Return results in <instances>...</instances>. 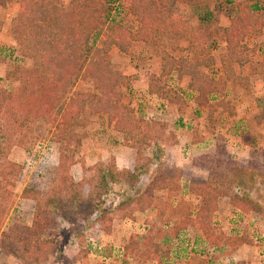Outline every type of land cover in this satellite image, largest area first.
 Here are the masks:
<instances>
[{
	"label": "rangeland",
	"instance_id": "obj_1",
	"mask_svg": "<svg viewBox=\"0 0 264 264\" xmlns=\"http://www.w3.org/2000/svg\"><path fill=\"white\" fill-rule=\"evenodd\" d=\"M52 1L64 8L71 4V0ZM240 1L244 0H206L222 27L229 25L232 3ZM121 2L114 4L108 24L119 23L136 33L138 23ZM259 3L264 18V0ZM18 10L14 0H0V88L10 94L19 87L11 76L15 65L32 68L30 60L19 56L12 32L11 24ZM176 12L190 27L200 29L201 22L191 3L178 2ZM174 44L178 49H169V54L193 59V54L186 50L187 41L178 39ZM245 44L252 63L264 59V28L260 32L254 30ZM223 48L221 39H213L209 66L203 72L220 75L218 61ZM107 59L111 73L128 78L116 90L121 93L123 103L132 109L134 118L141 120L148 131L149 146L137 154L129 147L133 142L128 143L115 132L106 115H93L88 107L81 110L77 124L64 142L57 140L51 121L38 120L19 129L9 115L0 113V264H25L27 260L17 238L24 234L23 227L32 225L37 210L41 209L51 223L44 237L56 238L57 250L61 249L68 260V263L63 260V264H137L123 257L122 248L131 237L147 235L146 221L161 213L158 226L166 235L161 243L171 253L167 264H264L261 177L254 185L239 183L240 191L260 205V213L251 210L241 216L223 197L217 199L213 212L216 234L224 239L242 237L250 243L236 250L222 240L220 244L206 243L192 226L181 230L177 238L168 234L180 218L197 212L200 199L190 191L192 185L208 182L212 175L213 186L232 195L239 192L230 182L235 169H247L246 174L252 175L254 168L264 174V76L254 75L247 66L238 70L248 78L249 85L247 88L226 85L219 98L232 105L233 112L229 115L220 110L199 109L189 92L188 78L180 71L158 82L162 61L153 44L135 43L127 54L113 47ZM152 81L164 85V89L167 86L171 91L168 96L173 100L149 94ZM73 92L96 94L97 90L91 80L79 74L69 95ZM137 161L145 169L142 181L133 190L109 184L103 206L107 216L99 224L75 221V215L58 203L75 197V193L83 197L93 193L92 200L96 201V195L102 191L98 188L101 174L97 168L114 164L119 170L132 171ZM159 167L168 176L177 171L181 190L169 194L154 192V207L139 211L134 203L146 191ZM123 202H131L133 206L121 210L119 205ZM77 207L82 210V205ZM46 264L56 263L50 259Z\"/></svg>",
	"mask_w": 264,
	"mask_h": 264
},
{
	"label": "trees",
	"instance_id": "obj_2",
	"mask_svg": "<svg viewBox=\"0 0 264 264\" xmlns=\"http://www.w3.org/2000/svg\"><path fill=\"white\" fill-rule=\"evenodd\" d=\"M14 1L19 6L17 16L11 24L14 40L19 56L30 60L32 68L15 65L11 76L19 82V87L11 94L0 88V113L9 115L19 129L38 120L51 121L57 140L64 142L77 124L81 110L88 107L93 115H106L112 129L123 135L128 143L133 142L129 147L137 154L142 148L148 147V131L141 120L134 118L132 109L123 103L121 93L116 90L117 86L126 84L128 78L110 71L107 55L113 47L127 54L135 43L153 44L162 61L158 82L180 71L188 78L189 92L199 109L220 110L229 115L233 112L232 105L223 97L219 98L225 92L226 85L230 83L242 88L249 85L248 78L238 70L247 66L252 68L254 75L264 76V59L252 63L245 44V39L254 30L260 32L264 28V18L260 13L263 7L259 0L232 3L227 27L219 25L206 0H122L121 5L129 8L130 14L138 23L136 33L119 23L108 24L113 6L120 0H71V4L65 8L52 0ZM178 2L194 6L201 22L200 29L190 27L176 12ZM215 38L224 42L218 61L220 75L217 77L202 71L209 66L211 42ZM178 39L187 41L186 50L193 54L192 60L175 58L169 54V49H178L174 44ZM79 74L92 81L96 94L73 92L69 95ZM148 89L149 94L157 98L165 96L168 101L173 100L168 96L170 90L167 86L164 89V85H155L152 81ZM173 96L179 98L177 94ZM60 161L62 162V158ZM138 162L132 171L119 170L114 164L104 169L97 168L101 174L97 181L98 188L102 191L96 195V201L92 200L93 193L86 197L75 193V197L59 200L58 203L75 215V221L79 219L89 225L99 224L107 216L103 206L106 204L105 196L109 194L108 185L118 184L133 190L142 181L145 169L142 164L138 166ZM247 171L234 170V179L230 182L233 189L239 192L232 195L213 186L211 179L215 176L212 175L208 182L192 185L190 191L200 199L197 212L194 216L188 214L180 218L168 234L177 238L181 230L192 226L206 243L220 244L222 240L231 250L250 243L242 237L224 239L222 235L216 234L212 219L217 199L222 197L228 198L234 211H239L242 216L251 210L261 212L260 205L240 191L239 183L253 182L254 185L259 177L264 183V174L254 168L251 170L252 175H247ZM176 172L175 170L173 175L168 176L159 167L146 191L139 194L135 203L132 202L138 205L137 210L154 207V192L169 194L181 190ZM130 204L131 202H123L119 208L127 209L133 206ZM79 205L84 209L82 213L77 207ZM45 212L44 209L37 210L32 225L23 227L24 234L17 238L27 260L25 264H46L50 259L56 264H63V260L68 263L61 249L57 250L56 238L44 237L51 228ZM160 216L162 213L156 215L155 219L146 221L149 227L147 235L129 239L122 248L124 258L135 260L137 264L168 263L171 253L170 248L166 249L161 243L166 235L158 226ZM65 220H69V217Z\"/></svg>",
	"mask_w": 264,
	"mask_h": 264
},
{
	"label": "built area",
	"instance_id": "obj_3",
	"mask_svg": "<svg viewBox=\"0 0 264 264\" xmlns=\"http://www.w3.org/2000/svg\"><path fill=\"white\" fill-rule=\"evenodd\" d=\"M237 214L241 215V213L239 211H236ZM242 216V215H241Z\"/></svg>",
	"mask_w": 264,
	"mask_h": 264
}]
</instances>
